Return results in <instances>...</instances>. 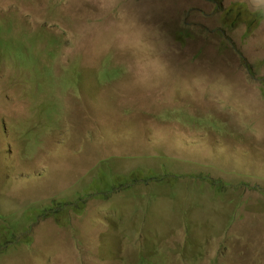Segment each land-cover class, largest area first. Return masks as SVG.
Returning a JSON list of instances; mask_svg holds the SVG:
<instances>
[{
	"label": "rangeland",
	"instance_id": "1",
	"mask_svg": "<svg viewBox=\"0 0 264 264\" xmlns=\"http://www.w3.org/2000/svg\"><path fill=\"white\" fill-rule=\"evenodd\" d=\"M0 264H264V0H0Z\"/></svg>",
	"mask_w": 264,
	"mask_h": 264
},
{
	"label": "trees",
	"instance_id": "2",
	"mask_svg": "<svg viewBox=\"0 0 264 264\" xmlns=\"http://www.w3.org/2000/svg\"><path fill=\"white\" fill-rule=\"evenodd\" d=\"M241 11V8L239 7V6H237L236 7V11H237V13H239L240 11ZM244 13L245 14H248L249 16H250V18H248L249 20H248V23L246 24V26L249 28V26L248 25H254V26H252V28L250 29V31H249V33L255 28V26L258 24V22H259V19H261V14L260 13H257V14H255L254 16L253 15H251L250 13H248V12H246V11H244ZM231 21H234V19H232ZM230 22V21H229ZM228 22V24H231V23H229ZM231 26H233V25H231ZM102 177H105V176H102ZM132 177V176H131ZM127 181V180H126ZM128 183V182H127ZM115 184V183H114ZM96 185H98V186H103V183H98V184H96ZM115 186H116V184H115ZM124 187H126V186H124ZM112 188V186L111 185H107V186H105L103 189L105 190V191H110V189ZM117 189V188H116ZM115 191V190H114ZM61 202H64V201H61ZM68 206H71L72 204L70 203V202H68V204H67ZM63 209V207L61 208V207H59V206H57V209ZM51 209H53V210H56V207L54 206V205H50L48 208H46V211L48 212V211H50ZM59 211L60 210H56V211H54V212H50L49 214H48V216L49 217H51V215L53 214L54 215V217L55 216H57L58 214H59ZM68 211H70V208H68L67 210H65V211H61L62 213H67Z\"/></svg>",
	"mask_w": 264,
	"mask_h": 264
}]
</instances>
